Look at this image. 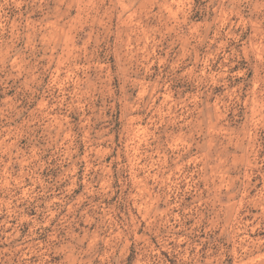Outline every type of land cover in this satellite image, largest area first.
<instances>
[{
    "label": "rangeland",
    "instance_id": "obj_1",
    "mask_svg": "<svg viewBox=\"0 0 264 264\" xmlns=\"http://www.w3.org/2000/svg\"><path fill=\"white\" fill-rule=\"evenodd\" d=\"M0 264H264V0H0Z\"/></svg>",
    "mask_w": 264,
    "mask_h": 264
}]
</instances>
